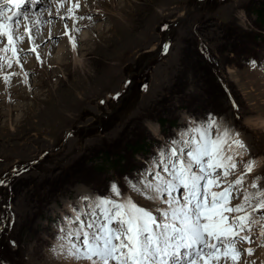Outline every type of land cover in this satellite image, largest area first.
<instances>
[{"label": "rangeland", "instance_id": "1", "mask_svg": "<svg viewBox=\"0 0 264 264\" xmlns=\"http://www.w3.org/2000/svg\"><path fill=\"white\" fill-rule=\"evenodd\" d=\"M80 3L77 14L92 19L71 35L87 75L55 17L56 46L41 41V59L21 60L32 66L28 78L19 65L0 71V264H69L62 218L84 196L111 195L110 183L121 186L122 198L154 207L128 185L210 116L247 146L237 174L255 161L245 185L259 178L264 187V0ZM41 9L47 0L29 7ZM10 72L21 74L3 81ZM260 227L249 245L255 264H264Z\"/></svg>", "mask_w": 264, "mask_h": 264}, {"label": "snow or ice", "instance_id": "2", "mask_svg": "<svg viewBox=\"0 0 264 264\" xmlns=\"http://www.w3.org/2000/svg\"><path fill=\"white\" fill-rule=\"evenodd\" d=\"M39 3L0 0V71L14 65L23 69L21 60L29 54L41 59L39 41H47L40 29L52 24L49 18L64 22L63 35L70 37L73 48L77 38L71 31L79 33V21L92 19L77 14L80 0H47V10L29 11ZM68 21L74 22L73 29ZM47 39H52L51 31ZM26 41L32 46L23 47ZM169 48L167 42L162 45L165 52ZM20 74L10 72L3 81ZM246 147L238 132L221 127L215 117L188 127L134 178L136 183L128 185L154 207L122 198L116 182L108 186L111 195L84 196L82 203L71 207L60 229L69 259L77 264H255L248 259L255 249L244 245L254 243L253 226L264 225V215H257L264 212V187L259 178L245 185L254 160L237 174V157ZM230 176L235 178L229 180ZM5 183L0 178V185ZM237 200L241 202L233 203ZM259 235L264 237V227Z\"/></svg>", "mask_w": 264, "mask_h": 264}, {"label": "bare ground", "instance_id": "3", "mask_svg": "<svg viewBox=\"0 0 264 264\" xmlns=\"http://www.w3.org/2000/svg\"><path fill=\"white\" fill-rule=\"evenodd\" d=\"M73 2V1H72ZM70 4V3H69ZM72 4V3H71ZM36 6H38V4L36 5ZM130 9H131V7H130ZM134 9V8H133ZM39 11V10H38ZM131 11V10H130ZM133 11V10H132ZM135 11V10H134ZM128 13V12H127ZM130 13V12H129ZM128 15H132V14H128ZM134 15H135V13H134ZM130 17V16H129ZM128 18V17H127ZM132 18V17H131ZM49 19H52V23H54V18L52 17V18H49ZM40 31L44 34V36H45V40L46 41H48V45H50L52 48L54 47V46H56V44H57V42H58V40H59V37L56 35V32H57V29L55 28V29H53V28H51V24L50 25H46V26H42L41 27V29H40ZM49 31H51V33H52V39L51 40H48L47 39V33L49 32ZM114 29L112 30V34H111V39H112V35L114 34ZM84 36H86V34L84 35ZM38 40H39V38H37ZM69 41H70V44H71V47H72V41H71V39H70V37H69ZM29 42H31V41H29ZM39 42H41V41H39ZM43 43H45L44 41H42V44ZM72 49H73V56H74V60L78 63V66H80L81 68V70L83 69L84 70V73L87 75V72H86V70H85V66H84V63H83V61H82V59L79 57V54H77V50H78V48H77V46H76V48H73L72 47ZM62 51H64V49H63V47L62 46H58V49L57 50H55L54 52H56V54L58 55L57 56V58L59 59V56H60V54H61V52ZM49 54V53H48ZM46 56H47V53L45 54ZM47 60V59H46ZM29 67H32L31 65H28V66H24V68H23V72H28V70H29ZM31 69V68H30ZM78 71V70H77ZM81 72V71H80ZM82 73V72H81ZM25 78H28V76L27 77H25ZM91 78V77H90ZM151 203V202H150ZM246 245V244H245ZM246 246H249L248 244L246 245ZM245 247V246H244ZM67 260H68V262H69V264H71V263H73L74 262V260H71V259H69V257H67ZM81 264H83V262H81Z\"/></svg>", "mask_w": 264, "mask_h": 264}]
</instances>
